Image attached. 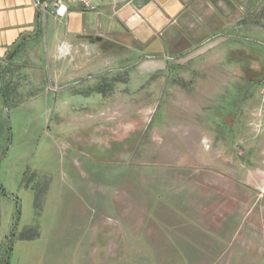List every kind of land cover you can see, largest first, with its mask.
<instances>
[{"label":"rangeland","instance_id":"obj_1","mask_svg":"<svg viewBox=\"0 0 264 264\" xmlns=\"http://www.w3.org/2000/svg\"><path fill=\"white\" fill-rule=\"evenodd\" d=\"M219 55L169 61L167 70L143 77L142 86L132 79L126 91L106 87L100 94L41 85L22 95L0 67V264H223L226 258L264 264V255L158 251L140 234L125 240L128 227L135 234L157 225L164 238L179 214L220 220L218 207L226 206L223 225L240 232L245 222L230 219L236 196L245 201L244 214L264 226V209L250 203L264 204V132L255 137L249 127L260 105L263 65L245 63L249 75L233 80L242 69L215 63ZM210 61L229 78L211 91L190 75ZM209 120L210 141L196 129ZM207 167L229 175L210 176ZM212 183H247L251 192L216 193ZM225 242L237 252L236 241Z\"/></svg>","mask_w":264,"mask_h":264},{"label":"crops","instance_id":"obj_2","mask_svg":"<svg viewBox=\"0 0 264 264\" xmlns=\"http://www.w3.org/2000/svg\"><path fill=\"white\" fill-rule=\"evenodd\" d=\"M95 7L93 11H84L79 3H74L64 19L49 14L43 22L44 26L46 23L44 43L41 15L34 0H0V67L5 68V76L22 95H32L41 85L68 95H78L84 90L100 94L106 87L116 89L118 86L126 91L132 79L142 86L143 77L167 70L169 61L189 62L200 56L204 58L212 50L220 53L215 63L230 61L242 69L237 76L231 77L233 80L244 79L250 67L244 69L243 65L251 62L263 65L257 72V80L264 77V0H103ZM187 55L190 56L186 58ZM213 63L208 62L204 71L190 74L191 79L205 80L209 91L225 86L222 80L229 79L228 74L213 71ZM203 126L199 124L196 129L210 141L214 138L212 122L209 120ZM222 141L225 143L224 139ZM207 150L210 147L204 152ZM221 150V153L227 151ZM214 171L217 170L207 167L203 172L211 176ZM218 172V175H229ZM248 174L253 177L251 172ZM227 185L216 183L213 189L216 193L251 192L247 183ZM260 202L251 201V208L258 212L264 209V204L258 205ZM243 206V199L237 196L231 199L230 219L236 217L245 222L240 232L223 225L227 224V219L223 218L227 215L222 209L230 207L226 206L218 207L220 220L205 214L203 217L207 219L198 222L189 214V220L184 213L179 214V220L170 227L174 233L164 238L157 225L148 231L141 227V232L135 234L128 227L125 240L133 237L135 240L140 234L143 239L153 241L158 251H204L208 255L226 257L241 252L244 257L264 255V226L253 223L247 216L249 212L244 214ZM228 221L237 224L235 218ZM226 240L236 241V253L226 246ZM223 264L244 263H233L226 258Z\"/></svg>","mask_w":264,"mask_h":264},{"label":"built area","instance_id":"obj_3","mask_svg":"<svg viewBox=\"0 0 264 264\" xmlns=\"http://www.w3.org/2000/svg\"><path fill=\"white\" fill-rule=\"evenodd\" d=\"M98 1L103 0H34V6L39 11L43 21L49 14L56 16L58 19H64L70 7L74 3H79L84 11L95 10ZM53 91L56 89L52 88ZM260 105L251 116L249 127L252 129L255 137H259L264 132V85L259 92Z\"/></svg>","mask_w":264,"mask_h":264},{"label":"trees","instance_id":"obj_4","mask_svg":"<svg viewBox=\"0 0 264 264\" xmlns=\"http://www.w3.org/2000/svg\"><path fill=\"white\" fill-rule=\"evenodd\" d=\"M158 230H160L159 227H158Z\"/></svg>","mask_w":264,"mask_h":264}]
</instances>
